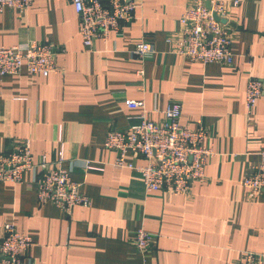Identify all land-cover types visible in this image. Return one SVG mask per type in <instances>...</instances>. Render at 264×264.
<instances>
[{
    "label": "crops",
    "instance_id": "crops-1",
    "mask_svg": "<svg viewBox=\"0 0 264 264\" xmlns=\"http://www.w3.org/2000/svg\"><path fill=\"white\" fill-rule=\"evenodd\" d=\"M239 2L228 16L231 66L173 53L168 40L193 0H142L135 20L94 49L85 47L69 0H34L0 13L1 46L53 45L58 66L48 77L0 76V152L29 140L34 164L62 161L91 199L66 214L39 203L34 171L19 183L0 182V232L10 223L33 239L28 262L242 264L246 253L264 256V193L251 196L242 184L264 153V97L251 114L245 102L249 80L264 79V0ZM141 40L154 47L143 59L134 54ZM126 100L144 101L156 122L180 103L181 124L209 129L215 154L190 193L148 192L138 172L114 165L116 153L104 146L108 131L131 130L143 114ZM125 159L147 162L131 153ZM137 227L158 236L146 255L130 237Z\"/></svg>",
    "mask_w": 264,
    "mask_h": 264
},
{
    "label": "built area",
    "instance_id": "built-area-1",
    "mask_svg": "<svg viewBox=\"0 0 264 264\" xmlns=\"http://www.w3.org/2000/svg\"><path fill=\"white\" fill-rule=\"evenodd\" d=\"M79 18V33L86 48L94 49L97 40L107 41L111 33L120 34L135 20L142 0H69ZM34 0H0V13L6 8L27 9ZM239 0H193L181 16L180 28L168 42L173 53L191 62L231 66L233 62L231 27L228 16ZM219 19L217 20L216 17ZM225 20L226 23H222ZM154 53L149 40H141L134 54L146 58ZM57 50L53 45L36 41L5 47L0 45V76L27 72L48 77L58 69ZM140 75L144 72L140 71ZM264 97V79L249 80L245 93L246 108L252 113L257 101ZM131 109H143L140 123L131 130L111 128L106 136L105 148L116 153L115 166L138 172L148 192L170 190L176 195L188 194L196 183L206 178V165L215 154L206 144L209 129L199 126L190 129L181 124L182 104L172 103L164 110L160 122L148 118L144 101L126 100ZM131 153L142 156L146 164L136 166L126 162ZM62 161L50 163L43 157L34 164L31 142H16L11 150L0 152V182L19 183L23 174L34 171L39 203H54L66 214L76 207H88L91 199L80 191V185L70 177ZM251 196L264 193V153L262 160L242 179ZM131 240L141 255L151 252L158 236L137 227ZM34 245L30 236L7 223L0 232V264H33L28 262ZM242 264H264V256L246 253Z\"/></svg>",
    "mask_w": 264,
    "mask_h": 264
},
{
    "label": "water",
    "instance_id": "water-1",
    "mask_svg": "<svg viewBox=\"0 0 264 264\" xmlns=\"http://www.w3.org/2000/svg\"><path fill=\"white\" fill-rule=\"evenodd\" d=\"M215 17H216L217 20H219V19L217 18V16H215ZM221 22H222V23H226L225 20H221Z\"/></svg>",
    "mask_w": 264,
    "mask_h": 264
}]
</instances>
